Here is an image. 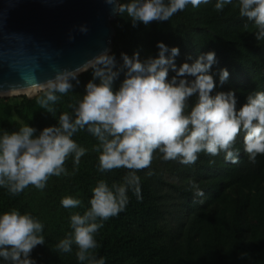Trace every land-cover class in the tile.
Returning <instances> with one entry per match:
<instances>
[{"label": "trees", "instance_id": "trees-1", "mask_svg": "<svg viewBox=\"0 0 264 264\" xmlns=\"http://www.w3.org/2000/svg\"><path fill=\"white\" fill-rule=\"evenodd\" d=\"M215 3L209 0L195 8L189 4L168 21L147 27H133L127 14H117L112 21L115 34L109 53L115 58L116 69L122 68L121 53L131 57L138 52L142 60L154 57L160 41L180 49L177 65L214 51L217 63L213 74L222 68L229 72L228 81L217 91L234 90L237 108L249 94L264 92V40H256V27L240 16L238 0L220 12ZM122 79L123 72L114 82V90ZM90 80L92 68L70 78L72 89L57 93L53 112L36 102L42 92L0 100V136L27 124L37 129V135L43 128L57 125L62 113L72 114L70 105L82 99ZM195 100L192 97L189 103ZM243 135L233 146L238 152L236 163L226 161L224 152L216 156L201 152L195 163L185 165L179 159L166 161L159 150L155 151L150 168L136 172L142 199L129 191L125 209L101 221L103 230L94 234L97 259L103 258L105 264H264V155L250 161ZM71 138L86 152L78 165L74 164V154L69 155L64 164L67 174L49 177L43 189L29 185L16 195L0 187V215L16 210L43 225L44 244L31 254L36 264H81L75 245L70 253L57 248L71 232L70 216L83 214L90 207L92 189L99 181L111 188L123 184L130 171L118 168L101 173L99 153L93 150L97 139L86 130ZM149 172L153 174L149 176ZM193 183L202 196L194 194ZM65 197L79 199L82 204L65 208L61 204ZM168 220H173L172 227H167ZM0 264L5 262L0 259Z\"/></svg>", "mask_w": 264, "mask_h": 264}, {"label": "clouds", "instance_id": "clouds-1", "mask_svg": "<svg viewBox=\"0 0 264 264\" xmlns=\"http://www.w3.org/2000/svg\"><path fill=\"white\" fill-rule=\"evenodd\" d=\"M106 2L113 6L114 13L127 14L133 27H147L153 22L168 21L189 4L195 8L209 0ZM232 3L233 0H216L214 8L220 12ZM238 10L256 27L255 39L264 40V0H238ZM80 30L87 31L84 27ZM156 47V56L143 60L138 52L131 57L121 53L120 69H116L114 56H96L88 61L93 80L85 85L82 99L70 105L72 114L62 113L57 125L43 128L38 135L37 129L27 124L0 136V187L13 195L29 185L43 189L49 177L67 174L64 164L69 155L74 154V164L78 165L86 150L71 137L81 130L98 141L93 150L99 153L101 173L118 168L130 170L123 184L110 188L105 181H99L92 189L90 207L83 214L70 216L71 232L57 248L70 253L75 245L81 264H105L94 252L98 248L94 234L103 226L97 221L122 212L129 202V191L142 199L136 172L150 168L155 151L159 150L166 161L179 159L185 165L195 163L201 152L211 156L224 152L226 161L236 163L238 152L233 146L243 133L249 160L255 162L257 155H264V92L249 94L237 108L234 90L217 91L228 81L229 72L222 68L213 74L217 63L214 51L177 65L178 47L169 48L160 41ZM121 72L123 79L114 90ZM70 78L75 79V74L63 71L47 81H35L42 92L36 101L40 107L53 112L51 105L58 100L57 93L72 89ZM192 97L196 100L190 104ZM192 187L196 196L203 195L196 184ZM61 204L77 208L82 202L65 197ZM42 231V223L30 215L16 210L0 215V259L5 264H36L31 254L44 244Z\"/></svg>", "mask_w": 264, "mask_h": 264}, {"label": "water", "instance_id": "water-1", "mask_svg": "<svg viewBox=\"0 0 264 264\" xmlns=\"http://www.w3.org/2000/svg\"><path fill=\"white\" fill-rule=\"evenodd\" d=\"M116 16L106 0H0V97L91 68L88 61L112 49Z\"/></svg>", "mask_w": 264, "mask_h": 264}, {"label": "rangeland", "instance_id": "rangeland-1", "mask_svg": "<svg viewBox=\"0 0 264 264\" xmlns=\"http://www.w3.org/2000/svg\"><path fill=\"white\" fill-rule=\"evenodd\" d=\"M40 93V90L35 94V95H37V94H39ZM34 95V96H35ZM17 96H21V95H16V96H7V97H0V100H6V101H8V100H12L14 97H17ZM33 97V96H32ZM169 221V220H168ZM172 221V222H171ZM98 223H102L101 221H97ZM173 224H174V222H173V220H170L166 225H167V227H172L173 226ZM102 227L100 228V230H103V228H104V223H102ZM66 238V237H65Z\"/></svg>", "mask_w": 264, "mask_h": 264}, {"label": "bare ground", "instance_id": "bare-ground-1", "mask_svg": "<svg viewBox=\"0 0 264 264\" xmlns=\"http://www.w3.org/2000/svg\"><path fill=\"white\" fill-rule=\"evenodd\" d=\"M40 89L39 88H35L33 90H27L25 93L26 95H29V96H33L35 95Z\"/></svg>", "mask_w": 264, "mask_h": 264}]
</instances>
